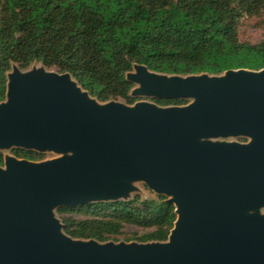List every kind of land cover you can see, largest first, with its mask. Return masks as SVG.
<instances>
[{
	"label": "water",
	"instance_id": "water-1",
	"mask_svg": "<svg viewBox=\"0 0 264 264\" xmlns=\"http://www.w3.org/2000/svg\"><path fill=\"white\" fill-rule=\"evenodd\" d=\"M134 94L194 98L185 108L99 106L68 74L8 76L0 149L68 152L0 168V264H264V69L180 78L134 66ZM248 137V144L199 139ZM142 181L172 196L166 243L73 241L52 207L123 196Z\"/></svg>",
	"mask_w": 264,
	"mask_h": 264
},
{
	"label": "trees",
	"instance_id": "trees-1",
	"mask_svg": "<svg viewBox=\"0 0 264 264\" xmlns=\"http://www.w3.org/2000/svg\"><path fill=\"white\" fill-rule=\"evenodd\" d=\"M258 14L264 16V0H0V102L11 63L22 68L40 63L68 74L100 103L122 99L126 104L134 103L127 74L136 65L169 76L260 71L264 40L252 45L238 38L240 20ZM12 153L30 160L34 154ZM174 210L162 196H135L127 202L63 206L57 213L62 231L74 240L116 239L125 222L147 229L136 237L147 244L167 241Z\"/></svg>",
	"mask_w": 264,
	"mask_h": 264
},
{
	"label": "rangeland",
	"instance_id": "rangeland-1",
	"mask_svg": "<svg viewBox=\"0 0 264 264\" xmlns=\"http://www.w3.org/2000/svg\"><path fill=\"white\" fill-rule=\"evenodd\" d=\"M238 38H239L240 42L248 43V44H252V45L263 41L264 40V16L262 14H258V15L252 16V17H249V16L243 17L239 22ZM14 72H19L22 75H34L36 77L40 73H42V74H51V73L59 74L56 71V69L46 68L37 62L31 63L29 66L23 67V68L20 67L16 63H11L10 69L6 73L7 82H8V76L13 74ZM130 73H135V67H133V69ZM150 73H152V72H150ZM158 75L159 76H166L168 78L172 77L169 75H162V74H158ZM199 75H201V74H199ZM223 75H224V73L220 74V75H214V76L213 75H207V76L208 77H222ZM189 76H192V75H189ZM189 76H177V77L186 78ZM194 76H198V75H194ZM77 87L80 89L81 93H86L78 85H77ZM138 89H140L139 84L133 83V88L131 89V92H130V97L134 98L133 104H126V102L122 99L112 100V101H109L106 103H100V102L96 101L94 98L90 97L88 94H87V98L90 100H94L95 103L99 106H103V105L108 104V103H117V104L123 105L127 108H133L137 103H147V104H151V105H153L157 108H160V109L185 108V107L193 104L196 101L194 98H185V99H178L180 101H183L181 104H162V103H159V101H171V100H175V99H163V98L155 97L153 95L134 94V91H136ZM6 102H7V97L5 95V98L2 102H0V105L3 103H6ZM204 141L248 144L251 142V138L238 136V137H228V138L199 139V142H204ZM15 149H21V148H18L16 146H10L8 148L0 149V153L3 156V163L0 164L1 169H5L4 162H5V159L8 157L14 158V159L19 160V161L25 160V161L32 162V163H43V162H48V161L60 158L64 155L68 154V152H57V151H53V150H43V151L24 150V151H32L34 153L33 159L30 160V159H26V158L23 159V158H19V157L14 156L12 151ZM117 182L126 184L128 188H127V190H125L123 192V194H124L123 196H120L117 199L108 200V201H124V202H127V201L132 200L135 196H139L140 200L155 199L156 196L164 197L166 202H168V200L172 199V196H165V195L157 194V193L153 192L142 181L118 180ZM96 202H99V201H92L89 203H96ZM102 202H107V201H102ZM58 208H59L58 206L52 207L50 209V213H51L52 217L60 225V233L64 236L68 237L62 231L63 225L61 222V217L57 213ZM245 214L264 216V205L259 206L255 209L247 210V211H245ZM176 217H177V215H176ZM73 218L76 220H79V219H83L84 217L73 216ZM146 231H148V230L143 229L141 227H138L134 224L121 222L119 230H118V234L116 236H114L116 239L108 240L106 242H98L96 240H87V241L88 242L93 241L94 243H96L99 246H103L106 244H112V245L136 244V245H141V244H145V243L139 242L136 239V237L141 235L142 233H144ZM123 237H129V238H132V240L130 242H125L123 240ZM68 238L73 240V241L87 242L86 240H74L70 237H68ZM167 241H168V239H167ZM166 242H164V243H166Z\"/></svg>",
	"mask_w": 264,
	"mask_h": 264
}]
</instances>
